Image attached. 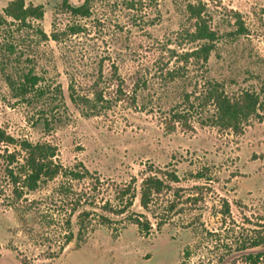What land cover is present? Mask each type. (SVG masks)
I'll return each mask as SVG.
<instances>
[{"label":"rangeland","instance_id":"374dc122","mask_svg":"<svg viewBox=\"0 0 264 264\" xmlns=\"http://www.w3.org/2000/svg\"><path fill=\"white\" fill-rule=\"evenodd\" d=\"M10 1L0 0V16ZM25 1L43 5L45 15L34 29L0 21V126L16 139L56 146L65 169L82 165L91 175H60L36 191L16 192L20 184L6 170L15 149L0 146V264H248V255L263 252L264 245L241 249L264 235V112L241 135L203 127L207 114L199 110L192 129L172 128L169 119L173 108L197 105L207 80L229 94L259 92L264 0H95L89 17L56 16L60 0ZM190 4L203 8L219 37L206 66L189 56L204 44L191 36L200 21ZM240 25L245 31L238 35ZM170 71L178 73L175 81ZM27 72L39 78L41 91L15 98L6 74L19 79ZM119 88L128 96L117 102ZM78 96L111 107L93 115ZM169 172L179 182H168L172 190L144 210L142 181ZM131 182L137 198L129 214L147 215L148 235L127 215L100 208L103 201L115 204L118 189ZM80 198L97 204L78 208ZM83 211L94 220L80 240ZM100 215L112 225H100Z\"/></svg>","mask_w":264,"mask_h":264},{"label":"trees","instance_id":"16d2710c","mask_svg":"<svg viewBox=\"0 0 264 264\" xmlns=\"http://www.w3.org/2000/svg\"><path fill=\"white\" fill-rule=\"evenodd\" d=\"M95 0H84L79 6H73L70 0H60V3L55 8V15L66 14L73 17H89L92 14V3ZM134 2H140L142 0H131ZM189 10L193 15L198 18L200 23L194 33L191 34L194 41H204V44L197 50L190 53V58L194 59V62L201 66H206L212 51L215 48V43L219 37L216 31L212 30L208 22L202 18V7L194 5H188ZM45 15V8L43 5L27 4L25 0H12L2 10L0 16L1 24L17 25L18 29L22 28H35V23H39L43 20ZM53 25H56L55 21ZM238 35L244 34V26L240 25L238 29ZM39 34L46 37L44 31L37 29ZM73 34H78V28L73 29ZM51 37L55 40H59V34L53 32ZM9 50L13 49L12 45H8ZM169 80L175 81L178 78V73L170 71L168 73ZM6 80L10 88L15 94V98L26 99L30 95H36L37 92L41 91L37 88L39 84V78L30 73H24L19 79L14 78L10 74H6ZM206 87L204 92L200 96V101L189 105V109H176L173 108L171 117L169 119L170 126L174 128L179 125L183 128L192 129L190 125L193 112L200 111L201 117L207 114L201 120L203 127H214L221 131H231L234 134L241 135L245 131V127L248 123L256 118L262 120L264 112V84L261 85L259 92L252 90H242L238 93L229 94L226 92L225 87L222 83L214 80H207L205 83ZM138 86V85H137ZM118 97L116 101L124 100V97L128 96L126 92L119 88ZM138 90L132 91L131 97L136 100V94ZM98 94V100L104 101L102 93ZM71 98L75 101L74 95ZM186 102H190V94L185 96ZM78 100L89 104V109L93 115H98L102 110L110 109V102L107 101L108 106L104 107L94 105L93 101L85 96H78ZM0 146L5 147V151H8V147H14L15 151L8 155V163L6 170L10 177H12L15 184H20V187L15 189L16 192L22 193L24 189L30 192L36 191L42 183L54 180L60 175L63 176H74L78 180L90 176V171L81 165L82 171H68L60 163L56 161L58 156V149L56 146L50 143H32L26 139H16L10 135L3 127L0 126ZM13 166V167H11ZM16 170V172H15ZM97 182H101L97 178ZM178 183L179 177L176 173L169 172L164 173V177L150 176L142 181L140 191V205L141 207L149 211L150 206L155 202L159 196H162L168 191H171V185L168 183ZM96 189V188H95ZM176 193V191H175ZM137 198L136 189L133 187V183L124 185L119 188L116 193V203L113 204L111 201H103L100 208L109 214L115 216L127 215V220L138 227V230L143 235H148L153 229V223L145 214L131 213L130 209L133 207L135 199ZM95 201H89V199H78V208L84 205L94 206ZM173 208V207H171ZM229 209H226V213ZM91 211H83L79 214V233L78 238L83 239L84 235L88 233L92 226L93 218ZM129 214V215H128ZM98 222L102 226H111L112 221L109 217L104 215L98 216ZM70 224V223H68ZM162 222H157L158 229L161 228ZM73 240V236L67 237L66 245ZM264 245V235L259 232L258 236L253 239L247 247L243 244L242 249L260 247ZM65 247L61 249L63 251ZM248 264H264V251L255 255H248L246 258ZM27 264V263H26Z\"/></svg>","mask_w":264,"mask_h":264}]
</instances>
